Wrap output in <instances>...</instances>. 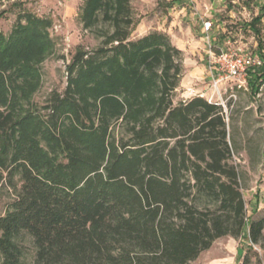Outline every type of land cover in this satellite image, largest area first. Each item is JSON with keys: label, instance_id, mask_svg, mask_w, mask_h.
Masks as SVG:
<instances>
[{"label": "trees", "instance_id": "obj_1", "mask_svg": "<svg viewBox=\"0 0 264 264\" xmlns=\"http://www.w3.org/2000/svg\"><path fill=\"white\" fill-rule=\"evenodd\" d=\"M131 14L129 0H84L79 22L98 46L71 55L64 89L40 105L51 21L24 12L0 33V180L15 192L0 264H24L23 235L28 264H191L223 237L263 247L223 108L173 103L183 54L156 31L131 39ZM248 82L264 85V64Z\"/></svg>", "mask_w": 264, "mask_h": 264}, {"label": "rangeland", "instance_id": "obj_2", "mask_svg": "<svg viewBox=\"0 0 264 264\" xmlns=\"http://www.w3.org/2000/svg\"><path fill=\"white\" fill-rule=\"evenodd\" d=\"M129 1L133 20L131 39L157 31L167 35L183 54L182 75L173 94V103L199 96L225 111L233 147L232 160L240 175L247 216L252 221L261 219L264 216V85L257 92L248 81L241 87L231 80L215 87L208 65L212 61L210 53L216 55L236 49L258 55L264 61V15L261 22L251 25L256 16L264 14V0H213L216 12L206 16L202 14L206 13V8L203 6L202 12L197 10L193 0ZM83 2L7 0L0 3V33L5 36L10 34L20 13H31L52 23L50 36L55 52L42 65V85L33 97L38 105L51 91L64 89V65L75 51H89L98 46V41L81 28L79 14ZM203 22H210L211 30L203 31ZM14 199L13 188L0 180V216ZM262 235L263 247L253 245L250 250L243 240L220 238L191 264H240L245 255L251 264H264V230ZM31 242L23 235L17 243L24 264L30 262L34 252ZM236 245L243 251L238 263L234 254Z\"/></svg>", "mask_w": 264, "mask_h": 264}, {"label": "built area", "instance_id": "obj_3", "mask_svg": "<svg viewBox=\"0 0 264 264\" xmlns=\"http://www.w3.org/2000/svg\"><path fill=\"white\" fill-rule=\"evenodd\" d=\"M202 25L205 32L212 28L210 22H203ZM210 59L212 61L209 62L208 68L215 87L230 80L237 82L238 85L240 84L238 87H241L246 84L251 75L259 74L264 64L260 56L244 53L239 49L221 51L216 55L210 53Z\"/></svg>", "mask_w": 264, "mask_h": 264}, {"label": "crops", "instance_id": "obj_4", "mask_svg": "<svg viewBox=\"0 0 264 264\" xmlns=\"http://www.w3.org/2000/svg\"><path fill=\"white\" fill-rule=\"evenodd\" d=\"M169 1V0H168ZM194 2H195V4H196V9L197 10H200L201 12H202V7L204 6L206 9V13L204 14V13H202L203 14V16H206L207 14H212L213 12H216V10L215 9H213V0H208V4L206 3V1L205 0H193ZM204 12V11H203ZM260 14H262V13H260ZM257 17V16H256ZM157 32V31H156ZM146 34H148V32H146V33H144V34H140L139 36H137V38H139V37H142V36H144V35H146ZM135 39V38H134ZM216 242V241H215ZM243 243L245 244H248V242L246 241V240H243ZM213 245H214V243H213ZM212 245V246H213ZM211 246V247H212ZM230 248H232V245H230L229 246V249ZM211 249V248H210ZM209 249V250H210ZM209 250H207V251H209ZM235 259H237V263H238V261L241 259V257H242V255H243V251H241V250H239V246L238 245H236V247H235ZM207 251H205V252H207ZM205 252H203V253H205ZM202 253V254H203ZM233 259V261H234V258H232ZM219 261V260H218Z\"/></svg>", "mask_w": 264, "mask_h": 264}]
</instances>
